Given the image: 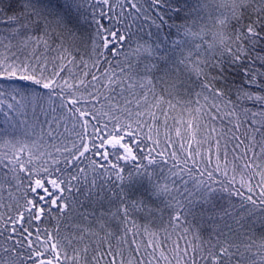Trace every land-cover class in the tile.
<instances>
[{"label":"snow or ice","instance_id":"snow-or-ice-1","mask_svg":"<svg viewBox=\"0 0 264 264\" xmlns=\"http://www.w3.org/2000/svg\"><path fill=\"white\" fill-rule=\"evenodd\" d=\"M262 53L264 0H0V264H264V112L243 139L208 123L233 87L264 105L229 82L264 88ZM225 138L231 176L227 150L201 167Z\"/></svg>","mask_w":264,"mask_h":264},{"label":"trees","instance_id":"trees-1","mask_svg":"<svg viewBox=\"0 0 264 264\" xmlns=\"http://www.w3.org/2000/svg\"><path fill=\"white\" fill-rule=\"evenodd\" d=\"M174 2H177V0H174ZM178 2L182 3L183 0H178ZM209 26L211 27V24ZM41 51H43L42 48H41ZM90 52H91V49L90 48H86L82 44H80L77 49H74V53H75V56H76L77 60H79L81 56L85 60H88L89 56H90ZM262 54H264V53H262ZM19 55H20L21 60H23L25 58L26 54H19ZM49 56H51V54H49ZM52 67L53 66L51 64H49V66H48L49 74L52 71ZM103 67L107 68L108 65L104 64ZM113 67H115V64H113ZM92 70L95 71V69H92ZM77 71H79V69H77ZM101 71H103V68L101 69ZM117 71H119V69H117ZM97 74H99V73H97ZM62 75L67 76L68 75L67 71H65ZM88 79L90 80L91 77L89 76ZM229 82L234 84L236 87H243V88L251 91L254 94L255 93H259L261 95H264V88H256L254 85L250 86V85L245 84L243 82V74L242 73L232 72L231 75L229 76ZM18 83L22 84V85L27 84V86L29 88H37L38 87V86H35V85H31L28 82L21 81V82H18ZM40 91H44V90L40 89ZM57 91H59V90H57ZM183 99L187 100V97H184ZM193 99H195V97H193ZM225 99L226 100L230 99L234 104L238 105V107L235 109L237 115L236 116L224 115L223 116V120L209 121L208 122L209 123V128L215 126L217 128L218 132L220 130H223L224 132H227V130L229 128H233V129L235 128V122H236L237 118H239L241 121H243V124H242V126L240 128L239 133H237V135H240L241 138L243 139L244 138V134L246 133L248 127L251 125V119H252L251 113L252 112H257V113L264 112V105L259 104L255 100H249L246 97H243L241 99H237V92H236L235 87H233L232 91L228 94V96L225 97ZM201 103H204L202 98H201ZM222 107H223V105H222ZM245 109H249L250 111L245 113ZM231 110H232L231 108L228 109V111H231ZM211 111L213 113H215V109H211ZM215 114L218 115V116L222 115V113H215ZM0 119H2V117H0ZM40 119L43 120L44 117L41 116ZM255 119L260 121L261 119H264V117H261L260 115H257L255 117ZM229 121H232V123H229ZM170 123H171V121H170ZM3 127H4V125L2 123H0V128H3ZM67 127H68L69 131H65V127L62 124L58 130H55L54 134H56L58 136V142L62 140L64 144H66L67 146L70 147L71 146V141L75 140L76 137H75L74 133L71 130L72 129V125L69 123L67 125ZM256 127H259V124H257ZM53 129H55V125H53ZM144 131L146 132L147 129H145ZM36 132L37 133L40 132V128L39 127L36 128ZM59 134H63V135L60 136ZM20 135H22V133ZM230 135L231 134H229V136ZM45 137L48 138L46 132H45ZM7 138L8 137H6V136L3 137V138H0V155H3L4 151L6 150V146H3V139H7ZM32 138L34 139L35 137H32ZM173 139L175 141L174 149L173 148H167V146L163 144L164 135H163V129H161L160 140H161L162 148H166V150H167V152L169 154H171V152L173 150H175L179 154L180 153V141L175 138L174 133H173ZM226 139L227 138L222 139L220 141L219 148H217L216 141L214 139L209 141V142L203 143V144H201L199 146L200 150H201V155L203 157V160H202V163H201V167H203L204 165L208 164L209 160H210L211 164H212V168H215L216 167L217 158L219 157L220 164H221V169H223L224 152H225V150H227V152H228V158L227 159L229 161V176L232 175L233 163H235L236 166H238V167L241 166V162L239 160H236V161L233 160V157L235 155V153L233 152L234 143L229 141L228 144H227V148H226V143H225ZM256 139H257V141L260 140L259 134L256 135ZM148 147H152V145L149 144ZM185 147L187 148V145H185ZM195 147L196 146L193 145V148H195ZM133 148H134V152L138 155V157H140V161L139 162L146 165L147 161L143 160V156L147 154L148 148L145 147L143 144L140 145L139 147H136L135 145H133ZM160 150L161 149H155L152 152V156H154L157 160L160 159V157L157 155V152H159ZM242 150L243 149L241 148L239 151H242ZM256 151H259V148H257ZM168 166L169 167L171 166V160H169V165ZM191 166H192V162L189 161V167H191ZM129 167H130V165H129ZM0 171L6 172L7 169H0ZM21 175H23V174H21ZM197 175H198V173H197ZM217 176H218V178L220 180H224L225 179L224 176H223V171L218 173ZM257 179H258V177H257ZM237 180H239V175H237ZM237 187H239V184H237ZM4 195H5V197H7V192L6 191L4 192ZM232 200L234 202H236V203H239L238 198H236V197H233ZM137 221L140 224H143L145 222L140 217H137ZM54 223H55L54 221L45 222L46 226H48V227H52L54 225ZM43 226H45V225H42V227ZM155 227L156 228L160 227L159 222L156 223ZM261 231H264V229H261L259 226H257V237L259 236V233ZM160 235L163 236V232H161ZM128 239L131 240L132 237L129 236ZM149 251H151V250H149ZM145 259H146V264H147V257H145Z\"/></svg>","mask_w":264,"mask_h":264}]
</instances>
